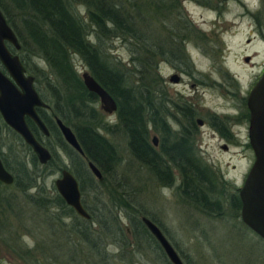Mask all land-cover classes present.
Here are the masks:
<instances>
[{
    "label": "trees",
    "instance_id": "trees-1",
    "mask_svg": "<svg viewBox=\"0 0 264 264\" xmlns=\"http://www.w3.org/2000/svg\"><path fill=\"white\" fill-rule=\"evenodd\" d=\"M193 1L200 4L201 0ZM261 2L264 12V0ZM179 3L180 0H0V12L25 49L24 58L34 57L47 68L40 94L49 104L51 114L41 116L50 135L56 136L57 142L52 146L56 149L58 145L70 161L69 171L77 181L81 204L89 215L88 220L79 218L53 188L47 192L36 186L37 178L20 170L25 164L17 162V170H7L13 174L16 191L32 208L43 213L39 225H44L45 236L53 240L61 229L66 233L63 260L58 261L61 254L59 258L49 254L50 264H134V257L142 251L148 252L152 264H169L140 221L145 217L154 223L140 204L137 190L130 186L127 177L121 178L122 183L112 181L119 161L106 136H120L129 157L161 186L172 184L175 178L172 171L175 172L179 194L198 205L204 216L211 217L214 211L217 218L225 215L214 197L210 170H198L205 164L193 150L194 115L187 107L175 109L184 125L178 122V130L171 132L166 124L168 113L156 96V65H169L187 74L193 71L183 45L196 32L182 14ZM188 27L192 30L186 31L187 36L178 32ZM164 30L165 37L161 36ZM258 32L264 35L263 29ZM115 42L128 51L127 67L111 56ZM74 60L115 102L114 124L102 121L96 108L97 97L84 88ZM51 116L71 129L85 158L98 169L100 180L94 179L81 158L62 143ZM31 129L35 130L33 126ZM150 129L160 135L162 145L171 141L160 153L148 141ZM222 136L226 138L223 133ZM43 142L53 150L48 141ZM49 166L50 163L38 165L32 157L29 167L37 168L33 170L37 173ZM169 167L175 170H167ZM31 189L35 193L29 194ZM217 194L221 198L223 191ZM88 196L90 202L86 200ZM226 201L228 215L237 218L240 209L237 195H229ZM65 220H69L68 225ZM49 243L50 250H57L54 241ZM106 246L118 252L109 254ZM43 250H47L45 242L42 245L40 241L34 242L33 248L24 252L28 263L40 264L44 257L39 261L34 256H44ZM179 257L183 264H189Z\"/></svg>",
    "mask_w": 264,
    "mask_h": 264
},
{
    "label": "rangeland",
    "instance_id": "rangeland-1",
    "mask_svg": "<svg viewBox=\"0 0 264 264\" xmlns=\"http://www.w3.org/2000/svg\"><path fill=\"white\" fill-rule=\"evenodd\" d=\"M262 3L261 0H201L197 4L193 0H180V10L196 32L190 34L193 38L183 45L193 71L182 73L163 64L156 65L154 70L158 78L154 82L156 96L168 113L166 120L171 132L178 130V122L184 125V119L175 113V109L186 106L192 109L195 125L193 150L202 164L209 168L215 188L214 197L220 203V212L226 216L217 218L215 211L211 217L204 216L198 205L179 194L175 172L172 171L176 178L172 184L161 186L146 169L129 157L120 136H106L119 161L112 181L121 182L122 177L130 180V186L138 192L140 204L177 254L189 264H243V261L244 264H264V242L243 226L239 214L237 218L228 215L226 201L229 195H237L253 160L246 138L248 124L244 119V100L257 76L264 71V35L258 32L264 30ZM191 28L172 32L187 36ZM162 35L165 37L166 31L161 32ZM111 56L127 67L129 54L126 47L115 42ZM30 63L47 73L46 66L38 64V59L31 57ZM74 65L79 77L87 72L76 60ZM172 75L178 77L176 83L169 82ZM96 108L103 122L115 123V113L104 114L99 109L98 100ZM196 120L201 124L197 125ZM219 130L227 138L218 133ZM152 136L160 141V135L150 129V144ZM62 161L68 164L69 159L64 156ZM55 162L43 172L25 171L37 178L36 186L48 192L54 189L53 182L59 177ZM9 166L17 170L13 162ZM219 191H223L221 198L217 194ZM33 193L35 190H29V194ZM86 200L90 202V196ZM42 218L43 213L32 208L12 183L5 187L0 185V264H29L24 252L30 251L38 241L41 245L45 242L47 249L43 250L44 256H34L40 258L39 261L44 257L40 264H50L49 254H61L58 261L63 260L64 228V234L61 229L51 240L45 236L44 225H39ZM119 219L122 220L121 214ZM64 224L68 225L69 220ZM49 241L57 244V250L49 249ZM105 248L109 254L118 252L112 246ZM145 252L134 257V264H152L148 252Z\"/></svg>",
    "mask_w": 264,
    "mask_h": 264
},
{
    "label": "water",
    "instance_id": "water-1",
    "mask_svg": "<svg viewBox=\"0 0 264 264\" xmlns=\"http://www.w3.org/2000/svg\"><path fill=\"white\" fill-rule=\"evenodd\" d=\"M3 41L12 44L16 49L18 48L15 37L0 12V62L18 88H15L0 73V116L3 122L20 136L34 153L38 162L43 165L49 159V154L35 141L24 122V117L31 119L38 130L46 136L45 127L34 112V107H45V105L39 101L35 94L31 85L32 79L23 76V69L17 57L9 55ZM80 78L84 88L97 97L99 109L104 114L115 112L116 105L113 99L87 72L81 73ZM177 80L176 75L169 78L171 83H176ZM246 108L249 114L247 141L253 160L237 192L240 203L239 219L246 228L264 242V71L247 95ZM198 124H200L199 121ZM56 125L65 143L81 154V150L69 128L59 121H56ZM151 142L153 145L155 144V137H152ZM87 167L96 180L101 179L99 171L91 163H87ZM12 181V176L3 169L0 163V183L10 185ZM53 187L56 194L76 216L84 220L89 219L81 205L78 184L67 170L60 172L59 177L53 182ZM140 221L155 240L169 264H183L161 230L145 217H141Z\"/></svg>",
    "mask_w": 264,
    "mask_h": 264
},
{
    "label": "flooded vegetation",
    "instance_id": "flooded-vegetation-1",
    "mask_svg": "<svg viewBox=\"0 0 264 264\" xmlns=\"http://www.w3.org/2000/svg\"><path fill=\"white\" fill-rule=\"evenodd\" d=\"M7 24V23H6ZM7 26L9 27V29L11 30L13 36L15 37L16 40V44L18 46V48L16 49L12 44L8 43L7 41H3V45L6 49V51L9 53L10 56H15L17 57L22 69H23V76L25 78L30 77L32 79L31 85L32 88L35 92V94L37 95L39 101L45 105V107H34V112L36 114V116L39 118V120L41 121V123L43 124V126L45 127V130L47 132V135L44 136L36 127V125L33 123V121L31 119H29L28 117H24V122L28 128V130L30 131L31 135L33 136V138L35 139V141L41 146L43 147L49 154V159L46 161L45 164H40L36 158V156L34 155V153L31 151V149L23 142V140L20 138V136L18 134H16L11 128H9L2 120L1 116H0V163L3 167V169L8 172L7 170H12L11 167L9 166L12 162L14 164H17V162L19 164H25L24 167H21L20 170H37V168L35 167H29L28 165H30V160L32 159V157L35 159V161L37 162L38 165L40 166H45L48 163L53 164V162L56 160L55 162V166H57V170L58 171V176L60 175V172L62 170H67L70 174L71 172L69 171V165H70V161H68V164H65L62 159L65 156L64 152L62 151V149H60V147L57 145L56 149H54V147L52 146V144H54V142L56 141V136L54 135H50L49 130L47 129L44 120L42 118L41 115H43V113H45V115L47 114H51V109L49 104L47 103V101H45V99H43V97L40 94V88H41V84L43 81V78L46 75V72H42V70H37L35 67L32 68L34 65H32L30 63L29 65V61L30 60H26L24 58V50L22 49L13 30L11 29V27L7 24ZM24 58V59H23ZM32 68V70H28ZM0 73L3 77H5L8 81L11 82L12 85L16 87V84L12 81L9 73L6 71V69L2 66L1 62H0ZM40 78H39V76ZM259 76H257V78L255 79L254 83L256 82V80L258 79ZM39 78V79H38ZM253 83V84H254ZM252 84V86H253ZM251 86V87H252ZM18 89V88H17ZM251 89V88H250ZM249 89V91H250ZM248 91V93H249ZM247 93V95H248ZM247 98V96H246ZM188 109H190V111L192 110L190 106H186ZM114 113V112H113ZM107 115V114H106ZM244 119L247 121L248 124V119H249V114L246 108V99L244 100ZM51 120L53 121L56 130L59 133V136L61 138L62 143H64L65 145H67L64 141V139L61 136V133L56 125V121H59L62 125H64L57 117L51 116ZM193 121V119H192ZM199 120H196L195 123L197 125ZM166 124H167V120H166ZM32 126L35 128V130L33 131L31 128ZM65 126V125H64ZM67 127V126H65ZM248 127V126H247ZM69 128V127H67ZM69 130L71 131V129L69 128ZM72 133V131H71ZM220 133V132H218ZM73 134V133H72ZM222 135V132L220 133ZM74 136V134H73ZM155 137V144L153 145L151 142V145L153 147V149L157 152L160 153V150L162 148H165L166 145H170L171 141H166V144L164 143V145H162V141L160 138V141L156 138V136H152ZM160 137V136H159ZM75 138V136H74ZM227 138V137H226ZM246 138H247V129H246ZM43 139L48 141L51 146L53 147V150L49 149L46 144H44ZM152 139V138H151ZM76 140V139H75ZM77 142V140H76ZM78 144V142H77ZM68 146V145H67ZM79 146V144H78ZM70 149H72L70 146H68ZM80 148V147H79ZM223 148L225 149V146H223ZM73 150V149H72ZM81 150V149H80ZM80 158L81 160L84 162L86 169L88 170L87 167V163H91L90 161H88L83 152L81 151V154L77 153L75 150H73ZM64 154V155H62ZM9 164V165H8ZM92 164V163H91ZM93 165V164H92ZM61 166V167H60ZM94 166V165H93ZM95 167V166H94ZM96 168V167H95ZM97 169V168H96ZM98 170V169H97ZM167 170H175L172 169L171 167H169ZM198 170H209V168L205 165L204 168L202 169H198ZM89 171V170H88ZM9 173V172H8ZM90 173V171H89ZM10 174V173H9ZM91 174V173H90ZM11 175V174H10ZM72 175V174H71ZM73 176V175H72ZM207 176V175H206ZM93 177V176H92ZM94 178V177H93ZM212 178V177H210ZM75 179V178H74ZM95 179V178H94ZM212 181V179H211ZM210 181V182H211ZM77 182V181H76ZM213 183V182H212ZM238 192V191H237ZM238 198V196H237ZM239 200V199H238ZM82 205V204H81ZM83 207V206H82ZM84 209V208H83ZM87 213V212H86ZM89 216V215H88ZM80 218V217H79ZM84 220V219H83Z\"/></svg>",
    "mask_w": 264,
    "mask_h": 264
}]
</instances>
